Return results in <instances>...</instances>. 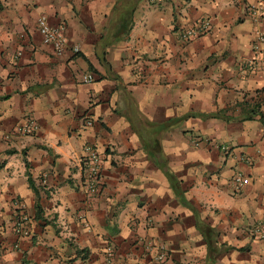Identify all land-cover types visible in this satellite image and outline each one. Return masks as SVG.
I'll list each match as a JSON object with an SVG mask.
<instances>
[{"label": "crops", "instance_id": "0c3cea01", "mask_svg": "<svg viewBox=\"0 0 264 264\" xmlns=\"http://www.w3.org/2000/svg\"><path fill=\"white\" fill-rule=\"evenodd\" d=\"M176 1L17 0L14 18L0 21V96L9 95L0 101V141L10 142L0 146V203L22 198L15 184L25 164L12 166L25 153L33 180L43 177L47 214L89 236L66 254L72 262L31 264H264V13L255 10L264 0ZM41 15L64 25L61 55L43 43ZM203 16L209 30L183 41L181 29ZM240 105L259 109L262 122L243 120ZM212 113L220 119L201 117ZM28 118L41 141L16 132ZM140 118L155 123L163 145ZM177 118L191 147L176 139ZM86 144L105 156L92 198L74 182ZM236 176L248 180L237 192ZM28 189L20 194L34 202ZM161 246L167 257L158 262ZM9 255L0 264H13Z\"/></svg>", "mask_w": 264, "mask_h": 264}, {"label": "rangeland", "instance_id": "374dc122", "mask_svg": "<svg viewBox=\"0 0 264 264\" xmlns=\"http://www.w3.org/2000/svg\"><path fill=\"white\" fill-rule=\"evenodd\" d=\"M3 3V12L0 13V21L1 20H8L11 18H14L13 13L11 12L13 6V2L17 1V0H0ZM84 1V0H81ZM200 3L202 4L203 0H199ZM176 3H178V5L180 3H185L183 0H177ZM29 6V4H26L24 9L25 11H27L26 7ZM190 6H197L195 0L193 2H191ZM32 11L33 16H38L39 11L37 10L38 6L35 7V5H31L29 7ZM40 8V7H39ZM197 8V7H196ZM21 10V11H23ZM200 14H203V11L200 10L199 11ZM45 16V15H44ZM46 17V16H45ZM47 18V17H46ZM202 20H207L208 17L203 16L201 17ZM48 20V19H47ZM201 21V20H200ZM49 22V21H48ZM199 23V22H197ZM197 23H193L194 25H192L190 28H182L181 32L184 31H189L194 29L195 25ZM51 25V24H50ZM36 26H37V21H36ZM38 30V29H37ZM17 37L21 38L24 37L26 35V31L25 30H20L19 32L15 33ZM194 38L197 37H193L191 38L192 40ZM107 42V39L105 40V43ZM130 112H135L134 109H129ZM184 109H179L178 111H182ZM131 116V115H130ZM132 117V116H131ZM187 119V118H186ZM35 121V120H34ZM140 125L141 128L143 129L144 132H147L148 135L150 136V138H152V136H156L158 142L160 143V145L162 144V138L161 135L158 134V128L155 125V123H151L148 122L142 118H140ZM176 122V127L178 129L177 131V135H176V139L178 140V136L179 139L181 141V143L179 141H176V139L171 140V144L174 146L176 144H182V143H186V139H187V146L191 147L190 141L188 139V133H183V132H179V130L182 128L181 126H185V120H181L180 118H177ZM23 121L20 123L22 124ZM19 124V125H20ZM35 124H37V121H35ZM15 127L16 129H18L20 126ZM12 127L11 131H13L15 128ZM171 127L173 128L174 125L172 124ZM21 128V127H20ZM39 126L38 124L36 125V130L33 131L32 133L29 134H23V133H18V135L21 136H25V137H30V139L36 140V141H41L43 139V137H37V133H38V129ZM187 134V135H186ZM13 135V133H7L5 136H8V138H10ZM186 135V136H185ZM185 136V137H184ZM195 136V135H194ZM37 137V138H36ZM199 136L196 135L195 138L193 139V145H194V141H198V146L196 148L201 147V143L202 141H200V138H198ZM18 142V141H16ZM10 142L6 141V140H2L0 141V146L3 145V147H8ZM22 145V144H21ZM144 142H141V146L143 147ZM38 147H40V145H37ZM89 146L90 148H92V150H94L93 146L90 145H84L83 149L85 150V147ZM146 148H148V146H145ZM12 149V148H10ZM96 149V148H95ZM98 149V148H97ZM96 149V150H97ZM88 154L90 153L89 151ZM97 154H100L101 156V161H102V166H101V178H103L102 173H103V164H104V154L103 152H101L99 149L96 151ZM26 156L25 153H23L22 155H20L17 160L13 163V170L15 171H19L20 168H22V165H24L25 161L24 157ZM42 178L41 176H37L34 181L36 183V185L39 187L40 191H43L41 188V182H42ZM102 180V179H101ZM78 183H76V180H74L75 184L78 186V188L80 189V192L82 193V195L84 194L85 196L89 197V195L87 194L86 190H85V186H84V181H83V175L81 172V175L79 176V179H77ZM27 187V183H26V177L25 175H22V173H19L18 175L16 174V188L17 191H19L20 193H22L23 188ZM29 190V189H28ZM30 191V190H29ZM18 193V197H22L21 199H18L16 202L13 199L14 202H9V203H0V261H4L5 258L8 256V254H10V260L12 261L13 264H31V262H40L39 260L44 258L46 260H53V259H57L58 257L64 256V258L66 257V254H70L71 251L73 250L74 247H79L85 244V242H87V240L89 239V236H87L86 238H81L74 235L73 230L70 228V226L62 224L60 221H58L57 216L53 214H47V206L48 203L46 202L45 199L41 200L42 203V208H43V212H44V217L47 219L48 224H45L44 222H36L34 220V211H33V200L30 201V199H28V197L21 196V194ZM99 193V192H98ZM97 193V194H98ZM83 195V197H84ZM97 196V195H96ZM94 196V197H96ZM42 197L44 198V195H42ZM68 198V197H66ZM92 198V197H90ZM71 211L69 209L66 210V212ZM22 215L25 216L24 218V223L17 225V218ZM47 215V216H46ZM83 218V224H88V220L85 217ZM34 249V252H30L29 250ZM165 252V249H164ZM90 254V251H89ZM112 254V253H111ZM4 256H6L4 258ZM156 256H157V251H156ZM167 257V256H166ZM69 257H66V262H72V260L70 261V259H68ZM156 259V258H155ZM26 261V263H22V261ZM166 258L162 261H165ZM157 261V260H156ZM161 262V261H158Z\"/></svg>", "mask_w": 264, "mask_h": 264}, {"label": "built area", "instance_id": "2783aa9c", "mask_svg": "<svg viewBox=\"0 0 264 264\" xmlns=\"http://www.w3.org/2000/svg\"><path fill=\"white\" fill-rule=\"evenodd\" d=\"M258 13V17H261L264 13V4H260L257 9H255ZM210 28V22L209 20H203L197 23L194 27V29L189 31H184L181 33V38L183 41H189L193 37H197L198 35L205 33ZM37 29L38 32L42 38V41L45 45H50L56 54L61 55L69 46V42L65 33V27L64 25H50L47 18L44 15H41L37 19ZM261 36L258 37V40H260ZM254 47L256 49H259V46L255 43ZM73 53H78L79 49L76 46L72 47ZM84 83H91L92 77L85 76L83 78ZM90 125V123H88ZM36 130V124L33 119L28 118L26 119V124L16 129V132L18 133H25L29 134ZM198 141H194V146L197 147ZM90 148L89 146L85 147V150L83 149V168H82V175H83V181L84 186L86 187L85 190L89 197H94L97 195L101 188L102 184V178H101V166H102V159L100 154H97V150L95 148ZM89 151L90 153L88 154ZM232 184L234 191H239L242 187L248 184V180L245 178H242L240 176H236L232 179ZM157 261H162L165 259V252L164 247H157Z\"/></svg>", "mask_w": 264, "mask_h": 264}, {"label": "trees", "instance_id": "16d2710c", "mask_svg": "<svg viewBox=\"0 0 264 264\" xmlns=\"http://www.w3.org/2000/svg\"><path fill=\"white\" fill-rule=\"evenodd\" d=\"M1 8L2 7L0 6V10H1ZM88 69H89V71H91L93 73L95 72L91 66H89ZM7 99H9V95L0 96V101L7 100ZM242 106L240 105V108H241L240 114L244 116L243 120H253L255 118V116L259 115V121L262 122L263 119H262V116L260 115L259 109H257L254 106L253 108H250L247 110V107L243 108ZM201 117L204 119H220V113L206 114V115H202ZM25 168H26L25 176H26V182H27L28 188L34 194V202H33L34 220L36 222H44L45 224H48L47 219L44 217L43 208H42L41 202H40L41 198H40L39 187L36 185L35 181L33 180L32 176L29 172V164L26 161H25ZM24 218H25V216L20 215L17 218V225L16 226H18L21 223H24V221H25ZM74 252H75L77 258H80L82 260L88 258V256H89V251L87 249H76ZM22 263H26V261L23 260Z\"/></svg>", "mask_w": 264, "mask_h": 264}]
</instances>
